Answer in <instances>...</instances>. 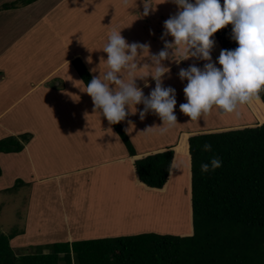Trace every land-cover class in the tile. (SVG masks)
<instances>
[{
    "label": "crops",
    "instance_id": "0c3cea01",
    "mask_svg": "<svg viewBox=\"0 0 264 264\" xmlns=\"http://www.w3.org/2000/svg\"><path fill=\"white\" fill-rule=\"evenodd\" d=\"M45 2L52 4L47 11L41 10ZM144 4L153 9L149 10L148 15H144ZM174 7L176 8V5L171 0L148 2L141 0H126V2L125 0H38L24 7L26 24L30 20L32 22V18H35L38 11L42 12L40 22L48 20V24L40 32L41 40L34 36L38 43L36 46L32 45L30 39L34 35L33 32L29 37L27 36V33L31 31V26L27 29L24 45L26 57L30 58L29 63H23V61L13 63L12 57L10 66L0 64V71H2L0 72V139L24 133H30L33 136L22 152L0 154L2 168L0 191L13 187L17 180L25 181L27 184L34 183V185L35 182L40 183L39 186L36 184L37 187H33L32 202L37 201L36 191L42 190L44 194H47L52 190L49 184L43 186L46 180L61 183L73 173H76L74 175L80 177V180L75 184L70 183L71 188L73 187L70 190V202L74 200V203L72 206L70 204L67 209L59 206L52 208L46 204L37 209V204L31 203L27 227L17 232L10 243L16 253L17 251H29L30 247H37L38 254L47 250L48 245L41 240L48 233L43 227L39 228L43 224L39 225L38 218L42 217L47 226L46 212L43 210L48 207L51 208L50 212L53 215L63 218L62 225L57 226L59 230L49 232L52 235L59 231L66 233L69 243L106 239L104 237L109 235L115 236L109 234L114 230L117 232L116 237H123L120 236L121 234L127 236L139 234L135 233L136 231L122 233V230L113 229L114 220L122 218L121 215L124 216L127 209L117 218L112 214L119 213L127 200L132 199V195L134 196V187H128L126 181L124 179L121 181L119 178L123 164L128 169L130 167L126 164V156L130 159V173L132 174V161L129 153L127 155L123 149L112 124L110 125L99 111H93V101L86 93V85L75 69L74 62L81 60L92 77L103 76L102 74L107 71L104 61L107 59V54L102 50L108 41L109 34L114 29L121 30V35L129 44L146 43L150 45V54L159 53L164 48V40L161 39L164 33L163 25L167 19L176 14ZM14 14L18 16L20 13L15 12ZM34 33L37 34L39 31ZM165 39L171 42L173 38L167 36ZM147 57V52L139 57L140 68L133 74L137 78L135 81L137 86L143 90L145 96H148L155 88V81L149 75L152 69L148 64L151 62ZM89 58H91V63L88 62ZM181 58L179 54L173 56V59ZM32 59L41 61L34 69ZM3 60L7 61L5 57ZM212 62L217 65L213 56ZM205 63L207 61L194 58L180 61L179 64L173 60L163 61L164 66L170 69V72L163 77V87L175 89L177 100L175 110H178L179 114H181L180 104L187 102L183 91L186 86L183 83L186 80L181 81L179 78L180 69H187L192 64L203 68ZM92 69L96 71L93 72ZM124 78L129 79L126 74ZM135 107L137 112L131 114L130 111L134 112ZM135 107H130V110L126 108L129 115L120 124L128 133V137L132 139L138 154H148L173 145L178 151L179 142L192 134H188L185 127L180 130L177 125L161 133L162 120L151 112L144 120H141L139 111L143 110L144 105L139 104ZM185 119L187 124L193 122L187 116ZM186 127L190 130L191 124ZM197 128H201L199 129L201 131L206 130L202 126H197ZM38 132L43 135L39 136ZM50 133L56 137L47 136ZM134 139H137L138 143ZM186 153L188 155L187 148ZM184 156L185 154H178L177 160ZM118 159L122 163L114 164ZM96 173L99 176L103 173L104 177L91 178V175ZM135 183H137L136 180ZM68 187L64 186L66 189ZM168 189L169 186L165 192ZM146 191L149 190L146 189ZM69 196L66 197V204ZM117 201L119 204H116ZM81 209L83 210L78 212ZM167 217L165 220L168 219ZM110 218H116L112 224L108 223ZM142 219L150 220L149 216ZM83 221L82 225L79 224ZM101 223H107V227L101 228ZM137 226L136 224L135 229ZM100 230L106 232L103 233ZM0 231L3 232V229ZM184 232L185 234L182 233V235H187V230ZM158 233L160 234V231ZM49 242L52 241L49 240Z\"/></svg>",
    "mask_w": 264,
    "mask_h": 264
},
{
    "label": "trees",
    "instance_id": "16d2710c",
    "mask_svg": "<svg viewBox=\"0 0 264 264\" xmlns=\"http://www.w3.org/2000/svg\"><path fill=\"white\" fill-rule=\"evenodd\" d=\"M37 1L16 0L0 9H21ZM231 35L232 25H228L214 37L221 48L234 50L238 44ZM74 67L84 84L90 83L93 77L83 62L76 60ZM259 99L264 104V92ZM112 126L127 148L136 182L149 191L165 192L175 171L177 147L138 154L121 124ZM32 137L26 133L0 139V154L22 152ZM205 142L211 143L212 151H203ZM186 147L190 234L144 233L75 241L55 244L47 255H19L10 244L17 233L0 231V264H264V122L194 132ZM214 156L222 166L202 173L201 164Z\"/></svg>",
    "mask_w": 264,
    "mask_h": 264
},
{
    "label": "clouds",
    "instance_id": "9594fccd",
    "mask_svg": "<svg viewBox=\"0 0 264 264\" xmlns=\"http://www.w3.org/2000/svg\"><path fill=\"white\" fill-rule=\"evenodd\" d=\"M126 2V0H125ZM178 6V12L164 22V48L157 54H150V45L133 42L129 44L121 35V30H112L103 48L107 54L104 60L107 71L103 76H93L86 85V93L91 97L93 111H99L109 124L124 121L130 107L143 104L139 117L144 120L148 113L162 120L161 133L175 126L177 117L176 91L163 87V77L170 69L163 61H180L194 58L207 61L203 68L195 64L181 68L179 78L187 80L184 87L186 103L180 104V112L198 121L210 115L213 109L220 115H240L239 108L251 106L264 92V0H171ZM151 6L144 4V15ZM232 25L231 39L238 47L234 50L222 49L217 63L212 62L211 50L215 33ZM171 36L169 42L165 37ZM148 53L151 77L155 88L148 96L137 86L133 74L140 68L139 57ZM179 54L181 59H173ZM103 58V57H102ZM91 63V58L88 60ZM91 71L95 72L96 69ZM129 79H125L124 75ZM147 86V85H146ZM135 114V111H130ZM203 151H212L210 142H205ZM222 166L219 157L201 164V172L208 173ZM44 255L50 254L45 250Z\"/></svg>",
    "mask_w": 264,
    "mask_h": 264
},
{
    "label": "rangeland",
    "instance_id": "374dc122",
    "mask_svg": "<svg viewBox=\"0 0 264 264\" xmlns=\"http://www.w3.org/2000/svg\"><path fill=\"white\" fill-rule=\"evenodd\" d=\"M13 1L16 0H0V7L6 3H10ZM50 5L52 4L45 2V4L41 6V10L47 11L50 8ZM221 5H223V0ZM176 8H175V12L177 13L179 10L177 5ZM24 10H25L24 7H21V9L10 10V11H2V9H0V61H1L0 64L5 65L6 67L7 65L9 66L11 65L10 59L12 57H13V63H17L21 61H23V63H29L30 58L26 57L25 45H24L26 42L27 29L31 26V31L27 33V36L29 37L30 33L33 32L34 35L30 39L32 45L36 46L38 43H36L34 36H36L39 40H41L42 34L40 32L43 29H45L46 25L48 24V20H46L45 22L44 21L40 22V18L42 17L41 15L42 12L40 11L37 12V15L35 16L36 19L32 18L33 24L31 20L28 24H26L27 18H25V15L23 13ZM15 12H19L20 14L19 15L17 14L18 16H15V14L13 15V13ZM159 16L161 17V14H159ZM45 18H47V16H45ZM142 28H144V26ZM36 31H39V33L35 34L34 32ZM211 39L215 41L213 47L214 49L211 50V56H213V59L217 62L216 58L219 57L220 51L223 48L221 49L220 47L221 45L215 39V37H212ZM3 57H5L7 61L3 60ZM39 62L41 61L32 59V63L34 64L33 69ZM216 66L218 68L222 67L218 63ZM186 83L187 80L185 81V83H183V85H186ZM178 103H180L179 100ZM54 109L56 110V108ZM239 112L240 115L237 117L235 114L220 115L217 110L213 109L210 115L203 117L198 121H193L187 124L185 119L186 115H184L183 113L179 114L178 110L174 109V114L177 117V123L175 125L179 126L180 130L183 127H185L186 129L185 131H187V133L189 134V133L201 131L199 130L201 128H197V126L198 127L202 126L204 130L206 129L210 131L214 129L219 130V129L245 127V126L256 125L264 122V104L260 101V99L254 101L251 106L248 105L241 106L239 108ZM54 116L56 117L55 114ZM54 121L56 125V118ZM190 124H191V128L189 130L186 126ZM38 133L40 134L39 136H41L42 133L40 132ZM47 136L56 137L55 135L52 136L51 133L47 134ZM118 138L121 141V144L123 145V149L126 151V154L128 155V151L124 145L123 140L119 135ZM187 138L188 137H184V139L178 144V151H179L178 154L179 155L185 154V156L177 160L176 168L169 184V189L164 194L154 191L153 192L146 191V189H144L142 186H139V184L135 183V179H134L135 177L133 175L134 172L132 171V174L130 173V169H131L130 159L128 156H126V164L130 165V167L128 169L126 165L123 164L119 178L121 179V181L124 179L128 187L129 186L134 187L135 189L133 191L134 196L132 195V199L127 200L126 205L121 208L119 213L112 214L117 218L119 217V215L122 214V212L125 209H127V213L124 216L121 215L122 218L118 220L116 218H110V220H108V223L112 224L113 220L116 219L114 220V225H112L113 229L122 230L123 231L122 233H127L128 231H136L135 233H139V234L158 233V231H160V234H165L170 232L171 234L177 233L175 235H182V233L185 234L184 232L185 230H187L186 232L187 234L192 232V224H191L192 213L190 208V194H189L190 166H189V157L186 153ZM129 139L133 143L130 137ZM134 141L138 143L137 139H134ZM133 145L136 148L134 143ZM85 149L88 150V148ZM122 159L123 161H125L124 158ZM116 163H122V162L118 159L116 162H114V164ZM74 174L76 173L69 175L65 179V181L63 180L61 183L60 182L57 183L56 181H51V180L49 182V180H46L43 186H47L49 184V187H51L52 190H50L47 194H44V191L42 190L36 191L38 195L36 198L37 201L35 200L31 202L33 187L35 186L37 187V185L38 186L40 185V183L37 184V182H35L34 185V183L27 184L24 180L23 181L25 183L17 180L16 183L13 185V187H10L7 190L0 191V229H3V232H5L6 235L25 230L29 219L28 218L29 211H31V209H29V206L30 205L32 206L31 203H36L37 209L42 208V206H44L45 204L52 208H56L59 206L60 208L63 209H67V207H69L70 204L72 206L74 200H71L70 202V198H71L70 190H72L73 187L71 188L70 183L75 184L76 182L78 183V181L80 180V177H77ZM100 177H104L103 173L100 176L97 173L91 175V178L98 179ZM66 185L69 186L68 187L69 189L64 188V186ZM67 195L70 196L66 204ZM137 197L138 199H136ZM116 204H119V202L117 201ZM37 209L35 210L38 211ZM82 210L83 209H81L78 212H81ZM43 211L46 212L45 219L47 226L44 224L42 217H40L38 218V223L39 225L43 224V226H39V228L43 227L48 234H46L47 236L44 235L45 237L43 236L44 238L42 237L41 241H44L46 243L45 245H48L46 249L49 250V252H51L53 251V247L55 244L69 243V242L67 241V236L66 233L64 232L59 231V233L56 232L54 235L50 233L51 231L57 229V226L60 227L62 225L63 218L62 217L59 218L58 215H53V213L50 212L51 208L49 207L45 208ZM68 213L70 215V212ZM145 216L147 217L149 216L150 220L142 219ZM165 217H167L168 219L165 220ZM158 218L161 221H159ZM132 221H135L136 223H131ZM83 223L84 221L79 224L82 225ZM102 223H101V228L105 227L107 224V223L105 224ZM136 224L138 226L135 229ZM109 227H111V225ZM57 230H59V228ZM100 232L104 233L106 231L100 230ZM116 233L117 232L114 230L109 234H114L115 236L109 235L108 237H116L117 236ZM131 235H136V234H131ZM120 236H127V235L121 234ZM108 237H104V238H108ZM46 240H48V242H46ZM49 240H51L52 242H49ZM29 249L31 250L26 252L17 251L16 254L19 255L38 254L37 247H33V248L30 247ZM33 249L35 250L33 251Z\"/></svg>",
    "mask_w": 264,
    "mask_h": 264
}]
</instances>
